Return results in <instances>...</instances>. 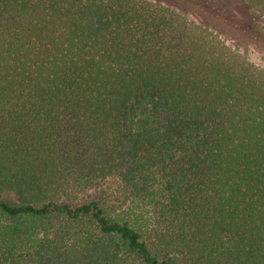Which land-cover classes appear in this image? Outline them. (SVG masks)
Masks as SVG:
<instances>
[{"label": "trees", "instance_id": "16d2710c", "mask_svg": "<svg viewBox=\"0 0 264 264\" xmlns=\"http://www.w3.org/2000/svg\"><path fill=\"white\" fill-rule=\"evenodd\" d=\"M232 2L0 0V264H264V0Z\"/></svg>", "mask_w": 264, "mask_h": 264}, {"label": "rangeland", "instance_id": "374dc122", "mask_svg": "<svg viewBox=\"0 0 264 264\" xmlns=\"http://www.w3.org/2000/svg\"><path fill=\"white\" fill-rule=\"evenodd\" d=\"M227 1H228V4H231V9H233V11H236L238 15L243 16V14L246 12V9L242 7L241 5L232 2V0H227ZM208 13H211V12L208 11ZM250 56L254 62L264 65V52L262 53L252 52ZM7 198H12V196H8Z\"/></svg>", "mask_w": 264, "mask_h": 264}]
</instances>
